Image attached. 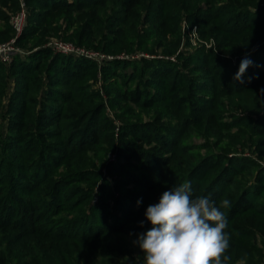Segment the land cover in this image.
<instances>
[{
    "label": "trees",
    "instance_id": "trees-1",
    "mask_svg": "<svg viewBox=\"0 0 264 264\" xmlns=\"http://www.w3.org/2000/svg\"><path fill=\"white\" fill-rule=\"evenodd\" d=\"M24 2L27 21L15 45L29 51L16 54L8 68L0 62V117L7 120V134L0 122V264H142L131 239L151 227L147 206L185 181L193 197L209 196L217 206L230 201L221 208L229 235L223 264H260L264 247L252 240L264 244V0ZM18 8L19 0H0V43L13 38L7 12ZM181 12L186 21L195 17L203 40L214 41V49L201 47L183 58L185 66L205 68L206 82L186 78L164 58L180 45ZM51 35L114 55L162 48V58H115L107 69L100 66L104 78L110 71L120 79L107 95L156 114V122L125 123L113 139L104 100L87 84L95 62L41 46ZM245 58L253 63L234 79ZM125 64L158 91L144 89L142 80L129 87L132 76L116 71ZM165 109L171 125L158 123ZM193 137L203 142L189 144ZM101 144L123 148L125 159L138 161L136 170L117 171L140 191L121 195L112 206L102 200L106 181L96 184L99 162L90 158ZM252 215L259 222L252 223Z\"/></svg>",
    "mask_w": 264,
    "mask_h": 264
},
{
    "label": "rangeland",
    "instance_id": "rangeland-1",
    "mask_svg": "<svg viewBox=\"0 0 264 264\" xmlns=\"http://www.w3.org/2000/svg\"><path fill=\"white\" fill-rule=\"evenodd\" d=\"M15 12L16 10L7 12V14L9 15V20H10L11 15ZM29 12H30V7H29ZM194 18L190 19L192 21H186L185 14L181 12V21H180L181 42H180V45L174 54L170 56H166L164 58L173 62L175 69L180 70L186 76V78H192L196 82H200V81L206 82L205 76H206L207 71H204L205 68L199 69L201 65H197V68H195L193 62L188 63L185 66L184 64L185 62L183 59L184 56H186L189 52H194L195 50L201 47H204L206 49H212V48L214 49V41L212 39L203 40V38L200 36V31L198 30L199 27L198 25H196L197 23H194L193 21L195 20ZM52 38H55V39H58L64 42H68L64 39L59 38L57 35H51L46 38L45 42L41 46L48 47L47 44ZM170 39H171V36L167 35V40H170ZM4 43L6 42L0 43V45ZM15 46L18 49H20L21 52L29 51L27 48L21 45L20 46L15 45ZM92 52L96 54H102L104 56V58L101 60L95 57L97 55H95L92 58H88L89 60H92L93 62H95L97 67L89 70L87 74V84H89V90H93V91L98 90V92L100 93V95L102 96L104 100V104H105L104 114L108 120H111L112 125H113L112 130L109 131V134L110 132L113 133V137L109 136L108 138L112 137L113 139L114 138L116 139L121 130V125L125 123H141V122H147L151 120H153V122H156V119H155L156 114L154 116L148 115V113H151V112L141 109V106L139 105L129 103L127 106L123 107V105L121 104H116L113 100L115 96L112 94H110V96L107 95L106 90L107 91L111 89L113 90V88H115L116 86H119L120 79H117L113 74H111L110 71L109 72L106 71L107 77L104 78V73L101 71L100 66L101 67L104 66V69H107V64H108L107 61L115 59V58L125 60V61L134 60L133 58L138 59L141 56L162 58L163 57L162 48L156 49L154 54H151L145 51H140V52L135 51L134 52V51H125V50L120 51L116 55L112 53H109V54L103 53L102 51H99V50L92 51ZM17 54H23V53H17ZM181 54L183 55L180 58L179 56H181ZM15 55L12 56V59L14 58ZM75 57H79V56H74V58ZM137 61H138V65L142 66L141 61L139 60ZM0 62L4 64L5 68H8V62H3L1 60ZM131 68L132 67L129 64H125L124 66L119 65L116 71L118 73H123V75L132 76ZM93 71H95V75L91 76L90 74ZM138 81H141V85L143 86L144 89L147 86L149 88L147 90L151 92H154V90H156L155 92L158 91L157 87L153 84L148 83L147 85H145L147 83V79L145 77H140L138 72L132 76V78L128 82V86L131 88H134ZM12 88H13L12 79L10 78L6 85V88L3 92V96L1 99V112L3 114L5 113L8 107V98L11 94ZM131 113H134V115ZM158 121H159L158 123H161L163 125L173 124L172 121L168 118L167 109L161 110V117ZM0 122H1V128H2L1 132H3L4 134H7L6 133L7 132L6 131L7 120L5 118L0 117ZM187 141L189 142V144L190 143L199 144L203 142V139L193 137ZM140 144L141 143H138V145ZM135 145L137 146V143H135ZM140 148L146 149L147 146L143 144L141 145ZM205 152L206 150H201L199 154H204ZM244 152L246 154L251 155L259 164H263V160L257 157V153H252L251 150H248V149L244 150ZM125 154L126 153L123 148H121L118 151V149L115 147L109 148L107 147V145L101 144L99 152L90 155L91 157L89 156L91 159L93 158L96 160V163H95L96 165H97V161L99 162L98 163L99 165H97V168L100 171V179L97 181L96 184H99L101 179H105L106 186L102 188V190L105 189L104 193H102V197H103L102 200L104 203H107L110 206L114 205L116 200L119 199L121 195L134 196L136 192L140 191V189L137 186H135L132 182H130L128 179H125V177H123L122 175L118 174L117 170H119L120 168L122 169V172L125 171L123 170V168L127 170H131L133 168L134 170H136V168L133 166L138 164V161H136V159L133 158L132 156L128 160L125 159L123 157ZM107 163H109V166H110L109 168H106ZM80 186L86 188L87 185L85 183H81ZM98 199H101V197L94 196L93 202H96ZM250 219L252 223H257L260 220L259 218L258 220L257 217H255L254 215H252ZM136 239L137 237H132L131 242H132L133 247L135 248L134 252H135L136 258H139L140 255L137 254V252L138 250H140V248L138 244L133 243V241H135ZM252 241L257 245L264 247V244H261V241L259 238L253 239ZM236 264H244V263L242 261H238V263ZM260 264H264V260Z\"/></svg>",
    "mask_w": 264,
    "mask_h": 264
},
{
    "label": "clouds",
    "instance_id": "clouds-1",
    "mask_svg": "<svg viewBox=\"0 0 264 264\" xmlns=\"http://www.w3.org/2000/svg\"><path fill=\"white\" fill-rule=\"evenodd\" d=\"M252 63L243 59L234 79H240ZM228 207V199L217 206L209 196L193 197L190 181L174 184L144 212L151 227L133 241L143 253L142 264H223L229 235L221 208ZM139 223L143 226L144 221Z\"/></svg>",
    "mask_w": 264,
    "mask_h": 264
},
{
    "label": "built area",
    "instance_id": "built-area-1",
    "mask_svg": "<svg viewBox=\"0 0 264 264\" xmlns=\"http://www.w3.org/2000/svg\"><path fill=\"white\" fill-rule=\"evenodd\" d=\"M27 21V8L24 0H19V8L13 13L10 17V24L12 26L14 36L6 43L0 45V60L3 62H10L12 56L17 53H26L24 51L21 52L15 46V39L21 34L23 28L26 25ZM48 47L55 52H60L65 55L72 56H84L86 58L97 57L98 59H103L104 56L102 54L93 53L91 50H87L83 47H79L74 45L71 42H64L55 38L50 39L48 42ZM90 51V52H89Z\"/></svg>",
    "mask_w": 264,
    "mask_h": 264
}]
</instances>
